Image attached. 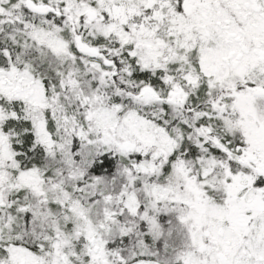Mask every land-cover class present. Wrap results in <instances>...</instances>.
<instances>
[{
	"label": "snow or ice",
	"instance_id": "1",
	"mask_svg": "<svg viewBox=\"0 0 264 264\" xmlns=\"http://www.w3.org/2000/svg\"><path fill=\"white\" fill-rule=\"evenodd\" d=\"M0 264H264V0H0Z\"/></svg>",
	"mask_w": 264,
	"mask_h": 264
}]
</instances>
